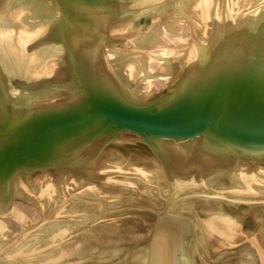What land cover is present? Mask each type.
<instances>
[{"label":"water","instance_id":"95a60500","mask_svg":"<svg viewBox=\"0 0 264 264\" xmlns=\"http://www.w3.org/2000/svg\"><path fill=\"white\" fill-rule=\"evenodd\" d=\"M0 264H264V0H0Z\"/></svg>","mask_w":264,"mask_h":264}]
</instances>
